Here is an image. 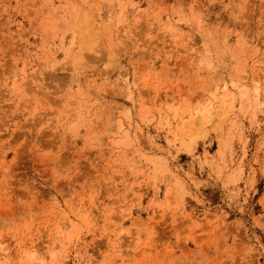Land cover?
Wrapping results in <instances>:
<instances>
[{
	"label": "rangeland",
	"instance_id": "rangeland-1",
	"mask_svg": "<svg viewBox=\"0 0 264 264\" xmlns=\"http://www.w3.org/2000/svg\"><path fill=\"white\" fill-rule=\"evenodd\" d=\"M0 264H264V0H0Z\"/></svg>",
	"mask_w": 264,
	"mask_h": 264
}]
</instances>
